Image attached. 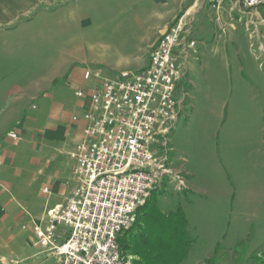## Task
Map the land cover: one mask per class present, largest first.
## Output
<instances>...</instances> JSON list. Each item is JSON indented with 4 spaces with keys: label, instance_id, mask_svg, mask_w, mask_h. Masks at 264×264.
I'll use <instances>...</instances> for the list:
<instances>
[{
    "label": "rangeland",
    "instance_id": "374dc122",
    "mask_svg": "<svg viewBox=\"0 0 264 264\" xmlns=\"http://www.w3.org/2000/svg\"><path fill=\"white\" fill-rule=\"evenodd\" d=\"M76 1L75 15L67 19L66 27L59 26L50 48L44 53L27 49L17 53V60L36 66L42 56L54 58L58 46L77 42L82 58L98 60L87 65L98 67L106 77L116 76V68L135 70L145 63L148 43L159 24L170 22L196 0ZM215 2L197 0L189 11L194 16L195 45L180 57L184 74L174 92L180 101L179 119L171 137L169 133L158 141L159 151L166 153L173 170L184 175L186 186L177 190L165 176L147 204L137 209L138 222L132 229L137 234L132 242L137 249L149 243L165 245L167 228L161 231L160 224L166 214L179 209L186 220L181 227L188 245L176 264H264V60L256 57L258 44L264 47V5L243 12L234 0H220L218 7L213 6ZM228 5L233 8L227 11ZM91 81L92 77L85 82ZM60 83L66 100L63 114L44 116L39 122L54 121L58 130L22 159L18 158L20 145L12 144L17 156L10 168L13 176L0 175V185L7 188L0 186V206L10 197L23 204L29 198L42 202L48 175L57 171L61 176L72 165L64 132L71 113L82 111L86 104L71 110L74 87L65 80ZM39 106L40 100L32 99L27 113L33 114ZM183 165L190 169L189 176ZM59 189H53L48 199L53 200ZM27 206L12 208L33 214V207ZM4 213L0 207V226ZM28 220L24 212L12 228L1 232L0 227V264L53 262V257L37 252L40 249L32 244ZM122 253L130 263L137 257L130 250Z\"/></svg>",
    "mask_w": 264,
    "mask_h": 264
},
{
    "label": "built area",
    "instance_id": "2783aa9c",
    "mask_svg": "<svg viewBox=\"0 0 264 264\" xmlns=\"http://www.w3.org/2000/svg\"><path fill=\"white\" fill-rule=\"evenodd\" d=\"M214 1L218 7L220 0ZM234 1L243 12L264 5V0ZM192 21L187 9L175 15L138 69H124L114 77L84 70V78L93 74L99 79L87 90L82 133L69 152L74 184L63 202L32 219L33 245L54 258L50 264H131L118 237L134 222L137 208L165 176L177 190L186 186L184 175L159 151L158 141L168 137L179 119L174 92L184 74L180 57L195 45ZM258 50L256 57L264 60L260 43ZM85 92L81 86L74 91L77 96ZM7 135L19 138L15 129Z\"/></svg>",
    "mask_w": 264,
    "mask_h": 264
},
{
    "label": "crops",
    "instance_id": "0c3cea01",
    "mask_svg": "<svg viewBox=\"0 0 264 264\" xmlns=\"http://www.w3.org/2000/svg\"><path fill=\"white\" fill-rule=\"evenodd\" d=\"M196 1L191 6H187V10L190 11L196 5ZM76 2V0L74 3L72 0H0V175L13 176L10 168H12L13 161L17 155L15 150L12 149V144L20 145L22 152H18V158L22 159L25 153L34 150L38 145H43V140L51 138L58 130V123L54 121L48 119L45 123L43 121L42 125L39 122L43 120L44 116L57 118L63 114L66 100L63 99L62 84L60 82L65 80L66 84L74 87V101L71 103V110H77L80 103L86 104L82 111L71 113V115L75 113L78 116L77 119H73L70 116L67 120L64 133L69 141L66 151L72 165L61 176L57 171L48 175L47 181L49 183L42 186V192L46 195L45 200L41 202L29 198L23 204L14 197H10L0 206L1 211L5 212L1 221V232L17 224L22 219L24 212L29 215L28 221L32 232V244L33 220H37L47 208L63 202L66 194L74 184L70 179L74 160L70 157L69 152L82 133L84 121L81 114L89 106L87 90L97 84L99 79L93 74L88 78H84V70L89 67L92 72L98 71L100 76L105 75L100 72L98 67L87 65L88 62H98V60L82 58V49L81 46L76 44L77 42L58 46V53L55 54L54 58L43 59L42 56L36 66L30 65L23 60H21L22 62L17 60L19 59L17 53L26 52L27 49L32 48L39 51V53H44L45 49H49L51 37L59 33V26L66 27L67 19H72L75 15ZM232 8V5H228L226 10L228 11ZM222 13L224 12H221V16ZM170 22L164 20L159 24L156 33L148 43L150 51L158 36L167 28ZM17 37H19V43H17ZM28 41H37V44L27 45ZM148 58L149 54L145 63L138 68L144 66ZM116 70L120 72L124 69L118 70L116 68ZM110 75L113 76L115 73ZM91 77L93 81L86 83L85 81ZM83 85H86V87ZM79 86L86 91L84 93L86 102H84V95L77 96L74 93ZM51 98L53 101H50ZM32 99H39L41 106L36 112L29 115L27 113V104ZM32 107L37 108L38 106L37 104H32ZM11 129L17 131L19 134L18 139H12L7 135V132ZM26 136L29 138H26ZM23 139H27V142L20 143ZM31 159L35 160L36 156L34 155ZM183 169L189 176L190 169L186 165H183ZM58 177L59 184L56 183ZM52 179L55 180L51 181ZM66 180H69V182L65 183ZM44 186H48L49 190L44 191ZM57 186L60 187L59 193L53 200H49L47 196ZM2 188L4 190L7 189L4 185H2ZM27 205L33 207V214H30L25 208L19 210L12 208L28 207ZM35 247L37 248V246ZM37 252H40V250H37ZM37 252L33 255H36Z\"/></svg>",
    "mask_w": 264,
    "mask_h": 264
},
{
    "label": "trees",
    "instance_id": "16d2710c",
    "mask_svg": "<svg viewBox=\"0 0 264 264\" xmlns=\"http://www.w3.org/2000/svg\"><path fill=\"white\" fill-rule=\"evenodd\" d=\"M149 197L139 207L146 205ZM163 220L160 226L161 231L163 228H167V232L163 234L166 241L165 245L149 243L144 249H137V246L132 242L133 237L137 234L132 233L133 226L138 222L137 213L132 225L124 230L121 237H118L121 251L130 250L137 256L132 259L131 264H176L185 256V248L188 243L186 239L182 238L181 223L186 221L182 211L178 209L173 213L170 212L163 217ZM166 234H168L167 237L165 236Z\"/></svg>",
    "mask_w": 264,
    "mask_h": 264
}]
</instances>
